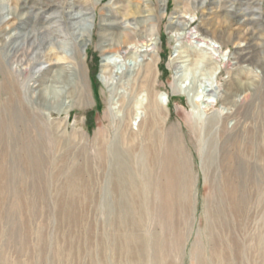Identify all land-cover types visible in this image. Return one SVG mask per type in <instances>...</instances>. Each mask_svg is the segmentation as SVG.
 <instances>
[{"label": "rangeland", "instance_id": "1", "mask_svg": "<svg viewBox=\"0 0 264 264\" xmlns=\"http://www.w3.org/2000/svg\"><path fill=\"white\" fill-rule=\"evenodd\" d=\"M147 1L0 0V264H264V0ZM138 3L151 13L144 31L167 111L151 136L127 147L116 130L127 106L137 130L145 93H130L126 77L102 66L123 57L102 53L100 23L124 26L122 15ZM178 17L184 36L171 39ZM199 33L221 48L201 46ZM52 50L68 57L60 66L81 61L75 67L87 97L78 99L69 73L49 68ZM35 73L57 78L46 83L51 101L38 110L39 95L27 88ZM183 80L188 86L176 89ZM225 84L239 96L221 134ZM15 87L32 113L19 103L5 108ZM202 98L215 106L203 109ZM123 148L133 190L117 177ZM134 235L130 251L123 242Z\"/></svg>", "mask_w": 264, "mask_h": 264}, {"label": "bare ground", "instance_id": "2", "mask_svg": "<svg viewBox=\"0 0 264 264\" xmlns=\"http://www.w3.org/2000/svg\"><path fill=\"white\" fill-rule=\"evenodd\" d=\"M145 3H148V1L145 0ZM120 6L121 5H117L116 7L120 8ZM147 7H148V5H147ZM146 12H147V10L145 8V5L138 3L134 6H132L131 8H129L122 15V18L127 19V21H128L124 26H121L122 22H112V21L106 22V21H104V19H101V23H100V25H101L100 28L103 32L101 34V37H100V38H102V42H103V45L101 46L102 53L103 54H106V53L120 54L123 57V59L120 61L115 59V60H110L108 62H105V59H103L102 66L105 68H108L106 71L108 72L110 77L114 76V77L118 78V80L126 77L127 78L126 83H127V87L130 89V93L136 94L140 91L145 93L143 95L145 101L144 102L141 101V102L137 103V105L139 104L141 106L140 107L136 106L139 109L137 108V112L135 111V118H133L135 123L137 120V130H134L130 124L132 116H133V112H134L132 107L129 108L130 106H127L128 109L125 112L126 115L124 117L120 118L121 119L119 121L120 125L117 127L116 131L118 134V139L121 141L122 144L123 143L126 144L127 147H128V144L130 145V140L132 141V143H135V140L138 139V137H140V136H142V138L151 136L153 134V131H154V124L157 121L156 119L165 110L163 108V105L160 102L159 94L157 93V91L155 90V87H154L155 81H156V73H157V70H156L157 59L152 54V51L154 50V48L152 47V48L148 49V47L152 45V42H150L152 40V38L148 39V36L150 37L152 34L151 33L146 34L144 29L146 28V26L148 24H150L151 13H146ZM82 13H84V12H82ZM77 14H79V13H77ZM84 14H88V13L85 12ZM71 18L74 19L76 17H75V15H73V16H71ZM85 20H89L90 22H92L91 18L87 19V17H86L85 19H83V21H85ZM114 24L119 25V27H120L119 32L112 31L113 32L112 34H110L109 32L104 33L106 31L104 26L107 27V26L111 25V28H112V26ZM185 28H186L185 23L179 17L176 18L170 24V29L174 30V31L171 32V35L169 36V38H171V39L181 38V36H184V35H183V33H180L179 30L180 29L184 30ZM103 29H105V30H103ZM107 29H109V27ZM108 31H110V30H108ZM202 33H204V32H202ZM202 33H199L198 35L195 34L196 36H193L195 39L196 38L198 39V42H200L201 46H209L211 48H219V47L221 48V46H222L221 44H219L217 46L211 44V42L209 41V39L207 37L202 36ZM205 33H207V30L205 31ZM209 34L212 35V33H209ZM222 35H223V37H221V39L224 40V36H226V33L224 34L222 32ZM80 36H81V39L79 41L83 42L85 40L84 39L85 36L82 33L80 34ZM19 37H20V35H18L17 33H14L13 36L11 37V39H13V38L18 39ZM227 37H229V35L226 36V38ZM139 43L141 44L140 46H139ZM221 43L224 44L223 42H221ZM143 46H146V47L143 48ZM13 48H14V45L13 46L11 45V50H10L11 55L16 52ZM30 48H31V45H30ZM53 50L49 51V55L47 57L48 61H46L49 63V68L52 69L53 67L59 66L60 69H62V71H60V72L69 73V76H71V78L73 79L74 86L75 87L77 86V88H78V92H77L78 99L82 100V99H84V97H87V90L85 89V82H83V84H81V83L79 84L80 80L78 78L77 68L75 67L78 64L81 65V61L76 60V64L72 62L73 64H67V65L60 66L59 65L61 63L60 61L66 60V59H68V57L66 55L65 56H59L56 53H53L55 51V50L54 51ZM56 51H58V50H56ZM37 52H39V51H37ZM129 54H132V56ZM46 55H47V53H46ZM203 59L202 58H201V60L195 59V61H196V63H198V62L203 61ZM31 60H32L31 58L27 59V61L25 62L26 65L29 62L31 63L32 62ZM33 60H34V58H33ZM177 62H179V61H177V60L174 61V64ZM114 68H116V69L114 70ZM44 71H47V70L45 69ZM22 74H23V72H22ZM39 76H40L39 74L35 73L33 76L34 80L33 79L32 80L35 83L36 82L37 83L36 84L33 83L34 85L29 84L27 87L28 90L30 89L31 91L33 90L34 93H37V96L39 95L37 100H36V103L38 106L35 107L37 110L41 109L40 105H44L46 103L48 104L51 101L50 93L49 94L47 93L48 92L47 89H49V88H45L46 83H48L47 85H49V86L51 85V87H52V84L54 83V81L57 80V78L54 75H53L54 77L53 76H50L47 78L45 77L44 80L40 79ZM60 80H62V79H60ZM11 82H13V81H11ZM182 82H184V80ZM187 84L184 82V85H179L176 89H182V87H184V86L187 87L188 86ZM238 86H240V85H238ZM203 87H204L203 91H205L206 93L210 92L212 90L211 88H206V85H203ZM215 88L218 89L219 86H217V87L215 86ZM238 89H240V92H247V90H248L247 87L244 88V86H243V88L239 87ZM82 90L83 91L86 90V93L84 92V94H82ZM220 91L222 92L221 97H220V101H221V105L223 106L221 109V112H220V114L222 115L221 116L220 131H221V134H224L227 130H229L225 121H226V119H228L230 116H232L234 114L235 109L233 111H232V109L235 108V106L237 105L238 101H237L236 97L239 96V91L234 89V87H232V86L230 88L229 86H227V84H225L224 88L220 89ZM256 91L257 90H254L253 93L255 94ZM55 94H56V92H55ZM10 95H11L10 100L6 104V107H5L6 109L9 110V112L12 111V107L16 103L17 104L19 103L18 106L21 110H27L25 112V114H27V112L32 113L31 110H33V108H31V105L28 106L26 104L25 105L21 104V102L17 99V98H19L17 96V95H19V93L16 91V87L14 89H12V92ZM119 99H120L119 103L123 104L124 99H125L124 94H122L118 98V101H119ZM201 101H202L201 106L203 107V109L206 108L208 110V109L215 106L214 101H211V100L208 101L207 99H203V98L201 99ZM223 109H226V111L224 112ZM166 111L167 110H165V112ZM24 119L26 120V117ZM104 139H106V138H104ZM26 148H28V150H30V149L33 150L32 146L30 144H28L26 146ZM26 148L23 147L24 150ZM123 149L126 150L127 157L129 156V158L127 159L126 156L123 157L122 154H120L121 152H119V151L116 153V156L118 159V164L121 166V167L117 166V168H116V170L117 169L119 170L117 177H118V181H120L121 183H125L126 187H130L133 190L134 184H135V183L133 184L135 175L133 176L132 175L133 173H131V171L133 170V166L131 164V158L129 155L130 152L126 148H123ZM123 149L121 151H125ZM29 152L30 151H28V153ZM101 154H102V156H105L103 153H101ZM152 160H151V162H152ZM102 162L103 161H101L99 163V166L103 165ZM132 190L130 193V197H132V199H134L135 194ZM131 208H132V210H136V208L133 209V207H130L129 211L132 214ZM133 213H135V211ZM135 220L136 219L133 217L132 222H134ZM118 238H120L119 240H121L122 234H120L118 236ZM124 240H125V242H123V243H126V247L130 251L135 250V245H136V247L138 246L139 241L135 235L134 236H127L124 238ZM141 243H142V241H141Z\"/></svg>", "mask_w": 264, "mask_h": 264}]
</instances>
